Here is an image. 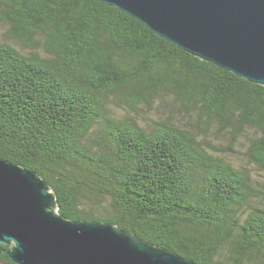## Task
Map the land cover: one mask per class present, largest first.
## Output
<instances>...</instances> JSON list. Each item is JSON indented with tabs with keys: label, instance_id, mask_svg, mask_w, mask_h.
<instances>
[{
	"label": "trees",
	"instance_id": "16d2710c",
	"mask_svg": "<svg viewBox=\"0 0 264 264\" xmlns=\"http://www.w3.org/2000/svg\"><path fill=\"white\" fill-rule=\"evenodd\" d=\"M0 24L25 47L0 40V158L45 179L61 215L198 264H264V187L206 139L244 138L264 172L263 85L98 0H0ZM117 104L165 116L146 129Z\"/></svg>",
	"mask_w": 264,
	"mask_h": 264
},
{
	"label": "water",
	"instance_id": "95a60500",
	"mask_svg": "<svg viewBox=\"0 0 264 264\" xmlns=\"http://www.w3.org/2000/svg\"><path fill=\"white\" fill-rule=\"evenodd\" d=\"M98 1L184 51L264 86V0ZM59 209L37 172L0 158V255L13 263L198 264L114 223L70 220Z\"/></svg>",
	"mask_w": 264,
	"mask_h": 264
},
{
	"label": "rangeland",
	"instance_id": "374dc122",
	"mask_svg": "<svg viewBox=\"0 0 264 264\" xmlns=\"http://www.w3.org/2000/svg\"><path fill=\"white\" fill-rule=\"evenodd\" d=\"M0 40L9 41L12 44L16 45L18 48L24 49L25 47L18 42L14 37L8 34L7 28L0 24ZM157 103H155L156 105ZM140 110L138 114H135L131 108L124 104L113 105L114 112L122 116H131L136 120V122L143 128L150 129L161 116H165L164 112L158 111V108L149 110L143 105H139ZM167 114H177L171 113L170 111H165ZM206 139L218 148H209V152H214L220 156L225 157L228 161L232 162L234 167L243 168L249 172L251 177L256 180L260 186L264 187V172L260 170L255 163L248 156V143L244 138L240 139L236 143H228L226 139L222 138L217 140L213 136H207ZM220 143V144H219Z\"/></svg>",
	"mask_w": 264,
	"mask_h": 264
}]
</instances>
